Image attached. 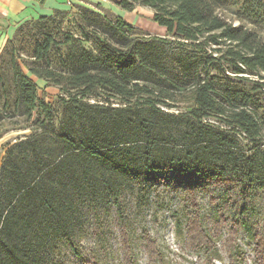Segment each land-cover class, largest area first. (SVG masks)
<instances>
[{"label": "trees", "instance_id": "16d2710c", "mask_svg": "<svg viewBox=\"0 0 264 264\" xmlns=\"http://www.w3.org/2000/svg\"><path fill=\"white\" fill-rule=\"evenodd\" d=\"M116 4L149 8L165 36H136L124 19L77 6L78 39L50 33L54 11L20 24L1 49L3 109L31 133L0 162V264H66L62 248L82 264H105L113 237L122 264H137L129 212L158 199L160 187L177 189L184 239L205 256L223 252L227 264H241V235L252 263L264 264V119L255 94L264 89V35L244 21L264 24V0ZM232 7L241 16L231 19ZM61 47L58 70L51 55ZM253 74L250 88L228 78ZM34 79L59 91L58 120ZM96 93L104 102H87ZM141 237L148 264H160L156 243L145 230Z\"/></svg>", "mask_w": 264, "mask_h": 264}, {"label": "rangeland", "instance_id": "374dc122", "mask_svg": "<svg viewBox=\"0 0 264 264\" xmlns=\"http://www.w3.org/2000/svg\"><path fill=\"white\" fill-rule=\"evenodd\" d=\"M101 1L107 5L106 10L102 8L96 9L95 7H93L94 9H89L96 10L102 15H106L110 18H113L116 15L119 17L120 15V17H122L125 22L134 27L136 36H165V29L159 27L152 21V11L149 8L138 6L135 7L133 11L126 12L121 10L113 0ZM225 12L231 19L236 16H241L238 14V7L229 8ZM244 21L246 26L252 27L264 35V24L250 20L248 18H246ZM78 23L79 19L76 15V10H70L66 12L61 11L60 14H55L53 16L52 20L49 22L48 30L56 37V39H61V35L63 33H68L73 37V39H78ZM234 24L237 25V22H234ZM84 46L89 50H92L93 48L90 43H84ZM66 51V47H61L59 52H55L51 55L52 67L58 70L62 68V64L59 59L66 54ZM22 57L25 62L31 61L28 54L26 53L22 54ZM0 71L3 73L4 77L8 76V71L6 70L2 59H0ZM26 74L31 77L30 74ZM219 75L222 77V74L219 73ZM245 77L247 78L241 80L240 78L233 77V75L228 76L231 82L246 88L252 87L253 84L251 81H259L258 76L255 74L245 75ZM36 83L39 87V96H41V92L43 91L46 93L45 101L53 107L56 112V119L58 120L61 116L60 109L57 106V96L59 91L51 87L45 88L44 82L38 81ZM255 94L258 95L260 104L258 113L260 117L264 119V89L262 91H257ZM87 102L102 104L104 99L101 94L96 93L95 96L89 98ZM112 104L116 107L119 102L112 101ZM2 109L3 98L1 96L0 90L1 159L3 158L6 146L19 140H23L31 133L30 127L16 125V123H20V120L17 118V116L12 117L11 114L5 112L6 110ZM169 112L176 113L177 111L169 110ZM206 121L216 123L214 119H209ZM242 144L246 145V142L242 141ZM159 190L161 195L158 199L155 200L151 198L148 205L146 206H136L133 204L129 212L130 246L133 258L136 260V263L148 264L149 259L146 254L144 241L141 237L142 230H145L156 243L157 249L162 253L163 259L160 264H227V260L223 252L220 254L221 260H217V258H214V256H205L201 249L197 248L196 246L192 245V243L184 239L185 209L184 204L181 202L180 197L177 194V189H169L166 191L163 187H160ZM197 202L199 204L201 213H206L208 211L207 198L204 195L199 194L197 196ZM240 238L241 235L239 237V242L240 244L243 243L242 247L243 251L245 252V261L241 262V264H253L250 250L244 246L245 243ZM90 243V241L86 240V243L83 244L84 249L85 246H88ZM219 245L220 244L218 243L217 246L220 247ZM109 248L111 249L112 253L105 264H122L119 257L120 252L117 237H113ZM56 259L57 257H52L54 262ZM60 259H63L66 264H82V261L78 260L74 255L67 252L64 248L61 249Z\"/></svg>", "mask_w": 264, "mask_h": 264}, {"label": "crops", "instance_id": "0c3cea01", "mask_svg": "<svg viewBox=\"0 0 264 264\" xmlns=\"http://www.w3.org/2000/svg\"><path fill=\"white\" fill-rule=\"evenodd\" d=\"M113 1L117 3L119 0ZM77 6L107 9V5L101 0H0V49L8 39H12L20 24L42 16H50L54 11H72Z\"/></svg>", "mask_w": 264, "mask_h": 264}]
</instances>
